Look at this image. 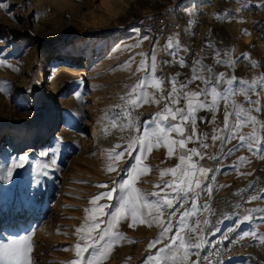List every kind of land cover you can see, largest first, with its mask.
I'll return each instance as SVG.
<instances>
[{
	"label": "rangeland",
	"instance_id": "obj_1",
	"mask_svg": "<svg viewBox=\"0 0 264 264\" xmlns=\"http://www.w3.org/2000/svg\"><path fill=\"white\" fill-rule=\"evenodd\" d=\"M0 5V243L27 236L30 264H86L85 258L92 259L105 249L100 264H147L146 257L163 246L161 242L148 247L159 237L161 227L140 220L151 219L149 213L155 215L159 198L151 193L160 189L154 186L172 179L171 174L162 177L161 172L180 163L178 149L169 159L167 148L156 146L154 133L160 127L167 129L172 121L156 118L157 113L168 114L166 101L159 99L161 93L154 85L163 79L167 95L168 81H175L181 103L186 104L180 84L199 76L202 79L191 83L187 91L202 92L201 99L214 110L197 112V135L201 141L203 134L214 133L229 139L208 149H200L195 139L187 145L205 156L201 161L193 155V163L215 170L207 173L208 181L202 178L213 191L204 194L207 188L196 189L201 193L196 203H206L208 208L185 220L186 228L200 222L204 241L199 257L192 255L189 264L197 259L201 264H264V211H252L264 210L260 198L264 195V154L247 147L252 143L258 149L251 137L255 132L259 149H264L262 15L251 18L235 0H0ZM201 14V28L189 29L187 22ZM208 40L213 52L206 48L203 54ZM153 51L155 72L151 69ZM217 51L220 55L204 66L203 57ZM142 59L145 68L137 71ZM180 59L186 67L180 66ZM219 74H224L222 85L212 81ZM233 76L236 79L228 84ZM213 86L217 93L211 92ZM133 100L138 101L134 107ZM225 109L238 114L230 116L227 130L223 129ZM165 135L178 139L172 132ZM239 135L245 136L243 144ZM140 138L144 139L143 159L138 161L140 149L129 153L126 147L125 155L112 158L121 151L117 145ZM206 142L212 145L210 139ZM149 143L154 145L151 151ZM18 158L24 166L13 169ZM110 167L114 170L109 171ZM133 168L132 186L151 207L139 209L132 227L128 226L131 213L125 211L104 241L97 240L87 252L81 251L77 245L85 246L82 238L98 231L90 229L93 216L111 220L121 207L124 193L119 185L132 179ZM110 190L113 199L96 201L104 206V215L93 211L94 197ZM190 205L191 198L177 213L189 210ZM168 211L164 209L161 219ZM118 233L121 236L116 239ZM178 249L179 243L173 252ZM163 255L169 257L164 264H182L181 255L175 261L172 253Z\"/></svg>",
	"mask_w": 264,
	"mask_h": 264
},
{
	"label": "snow or ice",
	"instance_id": "obj_2",
	"mask_svg": "<svg viewBox=\"0 0 264 264\" xmlns=\"http://www.w3.org/2000/svg\"><path fill=\"white\" fill-rule=\"evenodd\" d=\"M2 6V5H0ZM264 7V5H261ZM141 40L146 39V37H141ZM139 46V45H136ZM179 46V45H177ZM167 47L169 50L173 48V45L171 42L167 43ZM211 47V45H209ZM153 49H155V42L153 43ZM168 55H171L172 52L169 51L167 53ZM144 55V54H140ZM220 53L217 51L214 54L215 56H219ZM131 60H134V57L130 58V61L128 62L130 64ZM220 64H223V60L217 61ZM164 64H171V61H163ZM179 64L181 67H186V63L184 59L179 60ZM145 68V60H141L140 66L137 69V71H140L141 69ZM151 69L153 72L156 70V55L153 51L151 55ZM210 70V69H206ZM179 74H177V77ZM224 74H219V78H217L216 75L212 76V81H215L216 84H223L224 83ZM202 79L199 76H192L188 77L184 82L180 84V89L183 91V100L187 101L186 104L181 103V95L178 93L177 87L175 85V81L169 80L168 82L171 84V87L167 90V95H164V80L163 79H157L156 83L154 85L156 91L158 93H161L159 96V99L165 100V106H164V112H166L168 115H162L161 113H157L156 118H160L162 120L167 121L169 117L171 118L172 123L169 125L167 129L160 127L159 133H154L157 135V144L156 146H165L167 148V155L169 159L172 158L174 155V152L178 149L179 154V161L180 163L173 168H168L164 172H161V176L163 177L166 174H171L172 179L168 181H162L161 184H157L154 187L160 189V191L152 192L151 195L154 197H158V203L156 205V212L155 215L152 216L151 213L149 215L152 217L151 219L145 220L141 219L140 223H147L149 226L156 223L159 224L161 227L160 235L157 239H154L149 243V249L154 248L157 244H160L163 242V246L158 248L156 253H153L152 255L146 257L147 264H164V261L169 259V257L164 256L163 254L168 252L172 253L171 259L173 261L176 260L177 255L182 256V264H189L190 257L192 255H197L199 257V250L201 248V243L204 241L201 239L200 236V229H199V221H196V227H185V220L188 219L190 216H196L199 211H203L204 209L208 208V205L205 204H197L196 200L200 197L201 193L197 192L196 189H201L203 191L204 188H207V192L204 194H209L213 190L211 188L207 187V182L202 183V178L204 181H208L210 178L207 177V173L211 171H215L214 169L206 168L205 166L197 165L196 163L192 162V156L195 155L199 160H204L205 156L203 155L201 150H198L197 148H187V145L191 143L194 139L197 140L199 143L200 149H208L210 146H213L216 144L217 141H221L222 143H227L229 137L228 136H219L217 134H212L209 136L208 134L204 135V140L201 141L199 139V136L197 135V125H196V119H197V112L200 110L207 109L208 111H213V107H209V105L201 99L203 96L202 92L198 91H187L189 85L196 80ZM235 76L232 77L231 80H228V84H232L235 80ZM205 83L211 84V81H205ZM141 87L143 86V81L140 82ZM135 91V87L133 89ZM212 93H217V89L215 86L211 89ZM196 101V103H193V101ZM132 106L134 107L138 101L133 100ZM217 103L216 99L214 98L212 101L213 106H215ZM249 103H254V101H249ZM260 109L257 108L256 111H259ZM237 115L235 113L229 112L227 109L224 111V121H223V129L227 130L229 128V118L230 116ZM156 118H153L151 122H155ZM250 119L255 122V118L251 117ZM201 122H204L201 119ZM159 127V125H158ZM236 128L242 127V124H236ZM186 128L188 131H186ZM172 132L175 133L178 139H171L169 140L167 136L165 135V132ZM237 134L233 132L232 137L236 138ZM253 142H255L258 146V149H253L252 143H248L247 147L250 151H257V154H264V149H259L260 141L255 137V132L251 134ZM212 141V145L207 143V140ZM238 139L240 140L241 144L245 141L244 135H239ZM116 147L120 148L121 151L114 153L113 159H119L123 155H125L124 148L126 147L131 153L134 149H140L141 150V156L138 158V161L140 159H143V149H144V139H133L131 140L126 146L117 145ZM154 145L149 143L147 145V150L151 151ZM232 151H235V149H232L229 151V155H231ZM211 159L218 160V156H212ZM244 158H241V161H243ZM187 164L188 167H185ZM24 166V160L18 158V163L13 164V169L20 168ZM114 170L112 167L109 168V171ZM179 170V175H177V172ZM136 172V168H133L131 173H129L132 176V179L121 183L119 185L120 190L124 193V197L122 198L123 202L121 204V207L119 210L115 213H112V219L111 220H103L98 219L96 216H93V223L90 226L91 230H98L96 232L95 236L91 235V231L89 232V235L86 238H82L85 240V246L81 248V245H77V248H80L81 251L87 252L89 247L94 246L96 244V241H104L105 238L109 234V230L113 228V225L115 222H118L121 217L124 216L125 211H128L131 213L132 217V223L129 224V227H132L137 222V212L142 207H151V205H146L142 202V194L138 188H135L132 186L133 180H135L134 173ZM200 173V176H197L196 173ZM8 176H12V171H8ZM100 187H104V185H100ZM224 187V186H221ZM163 193V195H162ZM107 198L109 200L113 199L112 191L110 190L107 193L97 195L94 197L93 201L91 203L96 204V201ZM191 198V205L190 209L187 211H182L180 213H177V208L181 207L182 205H185L189 199ZM260 198L264 199V195H262ZM253 200L258 199L257 197H252ZM164 209H169L167 213V217L164 219H161V217L164 215ZM99 210V213L101 215H104V206L96 204V209L93 211ZM86 212L89 210H85ZM252 211H264V210H252ZM177 217L176 221H173L172 217ZM245 220H248L249 218L247 216L244 217ZM106 225L105 227H101V224ZM207 223V221H205ZM174 229H178L174 232ZM79 231V230H78ZM172 233V235H169ZM121 234H117L116 239H119ZM257 239L260 238L259 233H256ZM5 242L0 243V264H30V244L28 242L27 236H21L18 238H14L11 240L4 239ZM88 241H91V244L88 243ZM179 243V249L173 252L174 249H176V245ZM207 243H211V241H207ZM107 250L104 251H97L96 255L93 256L92 259H87L86 264H100V259L103 258L104 255H106ZM79 252L77 253V256L79 257ZM99 257V259L97 258ZM191 264H201V260L197 259L196 261H192Z\"/></svg>",
	"mask_w": 264,
	"mask_h": 264
},
{
	"label": "crops",
	"instance_id": "obj_3",
	"mask_svg": "<svg viewBox=\"0 0 264 264\" xmlns=\"http://www.w3.org/2000/svg\"><path fill=\"white\" fill-rule=\"evenodd\" d=\"M235 4H237L239 6V10L244 11L243 13L247 14L250 13L252 16L251 18H253V16H261L260 19H264L263 15H264V7H262L261 5H264V0H235ZM238 10V12H239ZM204 16L201 14L199 16H197L195 19L191 20L188 23L189 29H191V27H197L201 28V26H199V20H201ZM259 22H261L259 20ZM257 22V23H259ZM205 31V30H204ZM211 44V42L208 40L206 41V43H204L205 47L202 50V53L204 54V50L206 48L210 49L211 52H213L212 48L209 47V45ZM208 53V52H205ZM204 59L206 58L205 61H203V65L206 66L208 64L207 61L211 60L212 58H214L213 54H207L205 57H203Z\"/></svg>",
	"mask_w": 264,
	"mask_h": 264
},
{
	"label": "bare ground",
	"instance_id": "obj_4",
	"mask_svg": "<svg viewBox=\"0 0 264 264\" xmlns=\"http://www.w3.org/2000/svg\"><path fill=\"white\" fill-rule=\"evenodd\" d=\"M102 1H104V0H102ZM65 61V60H64ZM80 75H82V73H79Z\"/></svg>",
	"mask_w": 264,
	"mask_h": 264
}]
</instances>
